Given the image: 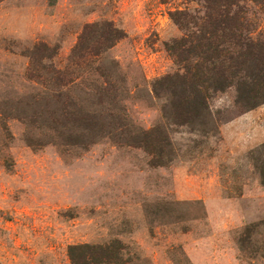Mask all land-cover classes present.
I'll return each mask as SVG.
<instances>
[{"label": "rangeland", "instance_id": "1", "mask_svg": "<svg viewBox=\"0 0 264 264\" xmlns=\"http://www.w3.org/2000/svg\"><path fill=\"white\" fill-rule=\"evenodd\" d=\"M245 7L252 38L264 34ZM195 8L0 0V264H71L68 248L83 245L118 264H264V105L237 116L229 91L210 99L207 125L181 126L152 93L177 70L165 45L182 34L168 14ZM94 24L125 38L70 66ZM38 45L54 55L30 77ZM42 67L66 70L67 84ZM146 132L149 152L135 142Z\"/></svg>", "mask_w": 264, "mask_h": 264}, {"label": "trees", "instance_id": "2", "mask_svg": "<svg viewBox=\"0 0 264 264\" xmlns=\"http://www.w3.org/2000/svg\"><path fill=\"white\" fill-rule=\"evenodd\" d=\"M194 10H175L169 18L181 32L179 39L165 47L177 67L176 72L152 84L156 98L165 97L166 107L178 125H207L209 101L216 95L233 93L231 110L241 116L264 105V34L252 38L253 25L246 19V4L264 16V0H188ZM125 38L122 31L108 24L87 25L71 52L69 65L78 66L110 49ZM45 46L29 52L28 74L33 77L36 60H50L54 54ZM69 67V66H68ZM41 70L50 81L63 87L68 72L50 67ZM164 112V109H163ZM151 132L135 141L138 147L153 148ZM153 150V149H152ZM260 150H264V145ZM156 154V153H155ZM257 168V167H256ZM262 184L264 172L260 171ZM71 264H118L119 259L107 247L72 246L68 248Z\"/></svg>", "mask_w": 264, "mask_h": 264}]
</instances>
